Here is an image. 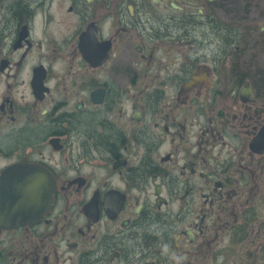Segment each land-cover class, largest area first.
Here are the masks:
<instances>
[{"label": "flooded vegetation", "instance_id": "obj_1", "mask_svg": "<svg viewBox=\"0 0 264 264\" xmlns=\"http://www.w3.org/2000/svg\"><path fill=\"white\" fill-rule=\"evenodd\" d=\"M264 0H0V178L52 201L0 264H264Z\"/></svg>", "mask_w": 264, "mask_h": 264}, {"label": "water", "instance_id": "obj_2", "mask_svg": "<svg viewBox=\"0 0 264 264\" xmlns=\"http://www.w3.org/2000/svg\"><path fill=\"white\" fill-rule=\"evenodd\" d=\"M0 178V229L39 217L52 200L50 177L44 169L25 168Z\"/></svg>", "mask_w": 264, "mask_h": 264}, {"label": "rangeland", "instance_id": "obj_3", "mask_svg": "<svg viewBox=\"0 0 264 264\" xmlns=\"http://www.w3.org/2000/svg\"><path fill=\"white\" fill-rule=\"evenodd\" d=\"M263 10H264V8H263ZM260 62H261L262 65H264V55L261 57V61Z\"/></svg>", "mask_w": 264, "mask_h": 264}]
</instances>
